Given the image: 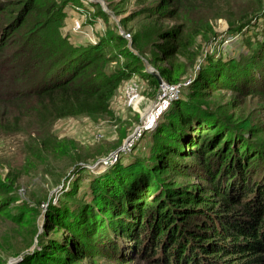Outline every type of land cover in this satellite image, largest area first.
I'll list each match as a JSON object with an SVG mask.
<instances>
[{
	"label": "rangeland",
	"instance_id": "374dc122",
	"mask_svg": "<svg viewBox=\"0 0 264 264\" xmlns=\"http://www.w3.org/2000/svg\"><path fill=\"white\" fill-rule=\"evenodd\" d=\"M22 1L33 12L18 31L20 38L52 41L61 34L78 40L100 38L108 46L102 51L113 58L109 71L124 69L133 57L145 69L128 72L107 113L52 124L24 118L28 124L8 122L0 128V264L23 256L21 264H33V260L40 264L44 257L48 260L43 264L63 259L67 264H147L130 252L125 240L117 246L122 256L108 258L101 252L106 245L99 247V241L91 243L80 234L83 245L90 242L92 250L98 249L93 254L85 252L78 244L77 227L88 220L91 210L101 219L106 209L113 213L103 201L115 194L123 196L133 187L144 194L141 202L145 203L165 189L185 193L201 185L194 159L171 156L179 145L174 141L178 133L199 139L198 126L187 123L196 112L207 114L205 121L237 124L249 146L264 153V92H243L248 89V73L255 70L264 76V0H211L185 14L188 25L183 32L182 22L169 18L161 0ZM40 1L56 2L61 9L67 5L65 14L48 18L43 10H34ZM47 23L49 30L39 32ZM174 29L182 37L179 52L170 57L158 45ZM150 71L158 74L161 84ZM131 83L143 97L135 110L127 106L124 91ZM170 86L178 88L170 91ZM154 108L160 110L150 129L133 138ZM206 133L202 138L208 137ZM135 180L142 184L136 186ZM133 206L129 204L127 210Z\"/></svg>",
	"mask_w": 264,
	"mask_h": 264
},
{
	"label": "trees",
	"instance_id": "16d2710c",
	"mask_svg": "<svg viewBox=\"0 0 264 264\" xmlns=\"http://www.w3.org/2000/svg\"><path fill=\"white\" fill-rule=\"evenodd\" d=\"M210 1L161 0L160 5L167 9L164 12L169 18L182 22L183 32L188 25L185 14L204 8ZM56 4L40 1L34 10H43L48 18L56 13L64 15L67 5L61 9ZM32 12L22 0H0V92L8 93L0 94V128L8 122L12 126L28 124L24 118L52 124L65 118L107 113L111 97L129 77L128 72H144L135 57L124 69L109 71L107 66L113 58L102 51L108 46L100 38L77 41L62 34L52 41L20 38L18 31ZM47 26L39 32H47ZM181 37L182 33L171 30L158 47L166 56H174L180 50ZM125 56L129 58L127 53ZM226 64L219 66L225 68ZM251 73L245 77L248 89L243 92H264V76L255 70ZM22 85L25 88L19 89ZM206 115H189L187 123L198 126L199 139L191 133H178L174 141L179 145L171 152L181 160L190 157L197 162L201 185L185 193L165 189L154 199L148 198L146 204L141 202L144 194L134 187L123 196L115 194L112 200L105 199L103 202L114 212L106 209L101 219L91 210L88 220L77 227L82 250L97 252V248L91 249V243L97 240L99 247L106 245L101 252L114 258L122 256L118 247L125 240L130 252L139 254L147 264H264V153L249 146L237 124L205 121ZM204 132L208 137L202 138ZM187 148L189 154L182 153ZM140 184L142 181L135 180L136 186ZM129 204L133 206L131 211L127 210ZM80 234L88 236L91 243L83 245ZM25 259L23 256L22 261ZM47 260L40 259V264ZM32 262L37 264L36 260ZM54 264L67 262L63 259Z\"/></svg>",
	"mask_w": 264,
	"mask_h": 264
},
{
	"label": "built area",
	"instance_id": "2783aa9c",
	"mask_svg": "<svg viewBox=\"0 0 264 264\" xmlns=\"http://www.w3.org/2000/svg\"><path fill=\"white\" fill-rule=\"evenodd\" d=\"M79 26L77 25V30H79ZM124 36V35H123ZM128 37V36H127ZM177 86H170V91L172 90H177ZM125 94H126V104L128 107H132L134 110L139 107L141 104L143 97L141 96L142 94L139 91V88L136 84L131 83L126 85L125 87ZM160 109H152L150 112L146 113L145 119L142 122V124L135 130L133 134V138L138 139L142 136V134L145 131H148L151 127V123L154 122L157 113Z\"/></svg>",
	"mask_w": 264,
	"mask_h": 264
},
{
	"label": "water",
	"instance_id": "95a60500",
	"mask_svg": "<svg viewBox=\"0 0 264 264\" xmlns=\"http://www.w3.org/2000/svg\"><path fill=\"white\" fill-rule=\"evenodd\" d=\"M150 72H151V74H152L153 76H155L156 80L161 84V83H162V79L158 76V74H156L154 71H150ZM20 261H22V258H20L19 260H15V261H13V262H10V264H17V263H19Z\"/></svg>",
	"mask_w": 264,
	"mask_h": 264
},
{
	"label": "crops",
	"instance_id": "0c3cea01",
	"mask_svg": "<svg viewBox=\"0 0 264 264\" xmlns=\"http://www.w3.org/2000/svg\"><path fill=\"white\" fill-rule=\"evenodd\" d=\"M76 40V39H75ZM77 41H80V40H77Z\"/></svg>",
	"mask_w": 264,
	"mask_h": 264
}]
</instances>
